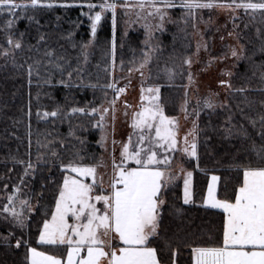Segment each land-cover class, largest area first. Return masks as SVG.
Here are the masks:
<instances>
[{
  "label": "trees",
  "instance_id": "1",
  "mask_svg": "<svg viewBox=\"0 0 264 264\" xmlns=\"http://www.w3.org/2000/svg\"><path fill=\"white\" fill-rule=\"evenodd\" d=\"M14 2L24 6L15 15L0 11V264H30L29 248L59 249L40 244L39 236L55 210L65 166L99 164L102 122L93 109L111 98L114 87L109 85H115L119 73L138 63L144 38L138 32L125 36L107 19L92 41L88 5L104 0H41L35 8L31 0ZM48 3L53 6H44ZM217 3L235 5L232 0ZM241 14L237 31L243 54L231 77L228 103L199 117L197 155L185 161L194 172L193 202L184 204L181 183L165 192L162 236L152 245L163 264H173V252L175 264H192L188 245L222 242L225 213L205 204L211 175L219 176V199L234 200L243 166H264L256 151L264 148V11L243 9ZM180 34L171 28L163 35L151 66L160 75L156 83L162 85L168 116L178 114L186 83L181 68L194 53L192 41ZM168 59L178 75L174 79L163 67ZM54 111L57 116H44ZM13 195L16 202L27 200L23 227L4 211Z\"/></svg>",
  "mask_w": 264,
  "mask_h": 264
},
{
  "label": "snow or ice",
  "instance_id": "2",
  "mask_svg": "<svg viewBox=\"0 0 264 264\" xmlns=\"http://www.w3.org/2000/svg\"><path fill=\"white\" fill-rule=\"evenodd\" d=\"M153 7L157 2L165 8L175 7L173 0H149ZM236 8L245 10L264 11V2L236 3ZM41 5V0H31V7ZM51 8L53 5H44ZM115 0L104 2L99 6L92 20L91 32L95 35L97 25L102 19L103 11L113 13L115 24ZM121 7H128L125 0ZM143 8L144 0H139ZM214 5L200 3L199 0H185L182 7L191 12L197 8H212ZM232 7V4L221 5ZM24 7L14 0H0V11L5 8L15 15V9ZM94 8L96 5L89 4ZM161 21L165 13L156 8ZM12 21H9L11 25ZM12 44L11 39L8 40ZM20 48L19 42L14 45ZM51 55V53H48ZM235 56V51L233 52ZM190 63V62H189ZM59 68L60 66L57 65ZM143 67V65H141ZM32 69L29 68V75ZM71 75V73L69 74ZM223 83V81H222ZM115 87V85H109ZM123 92L124 89H118ZM149 92L152 89L148 90ZM157 93L159 89L155 90ZM244 91V89H239ZM158 99V97H157ZM208 107H212L211 104ZM84 111L73 109V112ZM97 111L93 109V112ZM57 116V112L44 113V116ZM132 127L140 129L135 144L122 146L120 162L113 159L112 174L108 177L107 186L103 175H98L97 167H80L69 164L65 170L75 173V176L66 175L60 186L55 202V210L51 220H46L40 232L39 243L52 246H66V264H160L158 248L153 244L161 239V208L165 204L163 193L168 183L176 179L174 174L166 175V171L159 166H169L171 161L167 155L158 158L157 148L172 151L176 149L175 132L168 125L173 121L163 115L159 104L146 107L135 114ZM103 119V117H101ZM264 121V116L261 117ZM255 123V122H253ZM155 136H152V132ZM231 130L229 129V132ZM115 143V142H114ZM187 143V138H185ZM131 147V150H130ZM188 152V149H184ZM257 151V156L264 161V148ZM190 156H196V144H191ZM129 162L135 166H129ZM31 167V164L28 165ZM183 171V169H181ZM193 173L187 172L184 176V204L191 203L190 184ZM91 178L90 183L85 180ZM219 177H211L212 184L208 186V196L205 204L213 209H221L225 213L222 242L209 243L207 246H192V264H264V166H243V179L234 193V200L230 198L218 199L214 193V183ZM12 197H9L11 201ZM26 203V202H23ZM99 205V206H98ZM9 212V208H4ZM11 214L21 227L24 221L14 209ZM70 219L72 222H70ZM212 238L209 237V241ZM21 242L17 241L19 248ZM165 246L171 244L165 240ZM30 264H62L60 257L48 255L31 247ZM173 264L175 255L173 252Z\"/></svg>",
  "mask_w": 264,
  "mask_h": 264
},
{
  "label": "rangeland",
  "instance_id": "3",
  "mask_svg": "<svg viewBox=\"0 0 264 264\" xmlns=\"http://www.w3.org/2000/svg\"><path fill=\"white\" fill-rule=\"evenodd\" d=\"M109 2H113V0H109ZM115 2L118 5L115 11V29L120 25L125 36L130 32H138L144 39L142 56L138 63L130 71L119 73L111 98L96 111L102 122L100 144L103 150L98 164L103 166L97 167L98 175H103L105 186H107L108 177L112 174L113 159L119 163L122 146L129 143V137H131L132 144H135L141 134L140 129L132 127L133 120L136 119L135 114L146 107L159 104L163 115L173 121L168 127L175 132L177 141L175 150L156 149L158 158L162 159L164 155H167L171 161L169 166L160 165L159 167L166 171V175L174 174L176 177L165 188L163 199L165 200V192L179 183L182 184L184 194V176L190 171L193 173L190 184L191 201L193 202L194 172L187 167L185 161L196 157L188 154L191 152L192 143L196 144L197 155L199 117L204 112L215 111L228 103L231 77L243 54L237 31L243 8H236L235 5L223 7L221 5H228V3H217V0H200V3L211 2L214 6L193 9L191 12L182 7L183 3H173L175 7L165 8L158 2L153 7L149 0H144V6L141 8L139 0H127L129 6L126 8L120 6L125 3V0H115ZM102 3L89 10L90 26L92 24L90 17L101 12L99 6ZM156 8H160L161 12L165 13L163 21L160 19V14L156 12ZM101 15L102 19L97 25L96 33L104 20L112 19L113 21L111 11H103ZM171 28L177 33H181L180 35H185V38H189L194 44V53L187 59L185 67L181 68L186 77V83L183 88V97L178 103L179 110L176 116L167 115L163 103L162 85L156 83L160 75L151 68L162 50L163 35ZM95 35L92 41H94ZM234 51L235 56L233 55ZM163 67L171 79L178 77L170 59ZM121 88L124 89L123 92L118 91ZM149 89L152 91L149 92ZM156 89H159L158 93L155 91ZM209 104L212 107H208ZM152 136H155L154 130ZM185 138H187V143H185ZM185 148L188 149V152L184 151ZM75 166L88 167L85 165ZM129 166L134 167L135 165L129 162ZM66 175L75 176V173L68 171ZM85 182L90 183L91 178L86 179ZM26 204L27 200L20 199L16 202L15 195H13L9 212L11 213V210L14 209L23 219ZM35 208L36 206H32L31 212ZM11 217L16 220L12 214ZM70 222H72L71 219ZM37 250L51 255L63 252L61 248L55 249L53 253L46 249Z\"/></svg>",
  "mask_w": 264,
  "mask_h": 264
},
{
  "label": "crops",
  "instance_id": "4",
  "mask_svg": "<svg viewBox=\"0 0 264 264\" xmlns=\"http://www.w3.org/2000/svg\"><path fill=\"white\" fill-rule=\"evenodd\" d=\"M213 175H211L210 176V184H212V180H211V177H212ZM215 176H217V175H215ZM218 177V176H217ZM219 183H220V179H218L215 183H214V193H215V195H216V197L218 198V190H219ZM207 196H208V191H207ZM207 196H206V199H207ZM205 199V200H206ZM219 199V198H218ZM207 206V205H206ZM211 208V207H210ZM217 210H220V211H222L221 209H217ZM59 248H61V250H63V252H60V253H56V254H52V255H56V256H58V257H60L61 258V260H62V264H66V246H63V245H61V246H58ZM48 255H51V254H48ZM63 255H65V256H63ZM160 264H163V263H161L160 262Z\"/></svg>",
  "mask_w": 264,
  "mask_h": 264
}]
</instances>
